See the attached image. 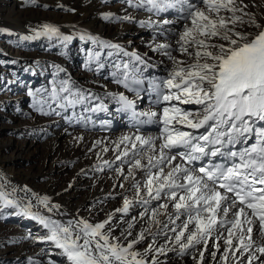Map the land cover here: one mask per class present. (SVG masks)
<instances>
[{
    "label": "bare ground",
    "instance_id": "obj_1",
    "mask_svg": "<svg viewBox=\"0 0 264 264\" xmlns=\"http://www.w3.org/2000/svg\"><path fill=\"white\" fill-rule=\"evenodd\" d=\"M106 1L109 0H0V264H70L62 250L47 239L50 229L40 218L50 222V226L71 227L79 233L77 225L81 221L95 226L109 221V217L110 222L102 231L110 230L111 243L126 247L143 232L144 239L135 243L131 251L144 254L149 247L166 250L149 251L143 256L148 264L152 261L223 264L226 245L223 238L217 241L218 233L209 238L206 249L202 243L184 250L175 242L174 237L182 230L186 216L175 219L172 202L163 194L161 200L169 204L168 209L157 218L156 231L147 225L152 220L150 202L154 200L144 187L148 179L147 161H142L145 168L127 169V163L134 159L132 151L125 157L124 145H120V152L115 148L126 135L159 137L154 141L158 148L163 128L135 134L133 129L120 126L113 134L102 136L70 127L75 113L92 111L99 105L98 111H92L94 119L99 111L114 107L112 104L119 96L125 97L126 93L113 83L116 78L110 77L122 74L127 68L125 65L134 72L156 71L168 77L174 65L164 55L165 51L185 61L182 66L192 62L190 57L176 51L180 46L178 34L185 22L176 20L175 9L159 12L161 17H156L146 0L142 6H137L141 0H121L113 7L105 6ZM191 2L199 4V0ZM237 4L243 8L237 15L247 20L244 13H248L264 24V0H243V3L237 0ZM222 14L231 16V13ZM164 19L172 23H161ZM46 25L56 28L57 32L47 31ZM236 31L255 34L257 29L237 24ZM151 32L159 34L158 38H150ZM164 35L169 39L164 40ZM163 44H169L170 48H161ZM135 56L140 59H132ZM79 58L84 59L83 63ZM11 93L14 94L10 98ZM27 95H31L30 110L21 108ZM131 101L140 100L132 98ZM171 105L189 111L200 108L173 100L144 112L162 116V109ZM96 141L101 143L97 145ZM118 155L122 157L119 160ZM117 163L119 167L114 169ZM178 163L181 161L177 159L173 166ZM119 169L123 173L131 169L138 175L133 178L127 173L126 191L118 185ZM169 170L165 167V173ZM151 171L155 173L157 169ZM136 184L139 193L134 187ZM120 197L123 201L118 206ZM126 199L131 203L124 212L121 210ZM9 200L11 204L7 203ZM145 200L148 202L144 203ZM192 227L189 225V230ZM217 228L224 232L219 225ZM253 238L257 239L255 228ZM146 241L148 244L144 247ZM173 250L182 253V257L170 256ZM255 254L259 259L252 264H261L264 255ZM249 255L235 253L240 264H247ZM227 264H235L232 253Z\"/></svg>",
    "mask_w": 264,
    "mask_h": 264
},
{
    "label": "snow or ice",
    "instance_id": "obj_2",
    "mask_svg": "<svg viewBox=\"0 0 264 264\" xmlns=\"http://www.w3.org/2000/svg\"><path fill=\"white\" fill-rule=\"evenodd\" d=\"M144 2L141 0L137 6H142ZM240 2L243 3V0ZM146 3L151 6L150 11L159 13L175 9L179 13L177 20L182 19L185 23L183 31L178 34L177 43L180 46L176 51L192 60L187 66H182L185 61L178 60L170 51L164 52L174 67L162 82L163 87L169 90L168 94H163L160 83L150 85L152 90L157 91V103L175 100L181 105H199L200 108L189 111L176 105L164 107L159 121L163 125V139L158 148L154 141L159 137L126 135L116 144L115 150L120 152V145H124L122 155L125 157L132 151L131 169L145 168L142 161L146 160L148 179L144 187L147 195L159 201L163 194L172 202L175 219H179L180 215L186 216L182 230L174 237L182 249L202 243L206 249L209 238L218 233L217 241L223 238L226 245L223 264H227L229 253L233 254L235 264H240L235 257L237 252L242 255L251 253L247 264H252L253 260L259 259L255 253L264 255V24L258 23L248 13H244L248 16L247 20L237 15L243 12L237 0H199V4L191 0H146ZM222 13H231V16ZM161 23L172 21L164 19ZM237 24H248L257 31L255 34L236 31ZM45 27L49 32H57L54 27ZM160 47L168 49L170 45ZM120 82L128 87L127 75ZM134 83L142 81L135 80ZM120 100L125 101L128 107H134L123 95ZM139 115L151 119L158 113ZM176 125L193 130L205 128V132L197 135ZM253 137L254 142L241 150L228 148V151H223L229 145H246ZM100 143L96 141L97 145ZM173 149L184 151L173 152ZM103 151H108V148ZM218 155L225 160L224 164L209 161L199 167H188L184 163L173 166L177 158L192 165L194 161ZM121 158L117 156L118 160ZM228 161H231L230 165ZM165 167L170 169L166 173ZM152 168L157 171L153 173ZM131 169L128 175L134 178ZM119 171L124 174L122 169ZM134 187L139 193V185ZM42 202L46 203V198ZM130 203L126 199L121 211L127 212ZM158 207L167 210L169 204L162 203ZM22 211L29 214L27 209ZM158 214V210L152 211V221L158 223ZM168 216L174 222L173 216ZM110 219L95 226L81 221L77 225L79 233L71 227L50 226V222L43 218L40 222L50 229L47 239L62 250L70 264H148L143 256L149 251H166L163 247H149L144 254L131 251L135 243L144 239L143 232L138 240L126 247L111 243L110 230L108 233L102 231ZM189 225L193 226L192 230H189ZM217 225L224 232H220ZM254 228L257 239L253 238ZM215 247L219 249L218 242ZM200 257L202 260L203 251Z\"/></svg>",
    "mask_w": 264,
    "mask_h": 264
},
{
    "label": "rangeland",
    "instance_id": "obj_3",
    "mask_svg": "<svg viewBox=\"0 0 264 264\" xmlns=\"http://www.w3.org/2000/svg\"><path fill=\"white\" fill-rule=\"evenodd\" d=\"M119 1H121V0H109V1H106L105 2V6H110V7H113V5L115 6V5H117L118 3H119ZM147 32V31H146ZM154 32H151L148 36L150 37V38H152V39H157L158 38V36H159V34H153ZM153 35V36H152ZM154 37V38H153ZM162 38L164 39V40H168L169 38H168V36H162ZM85 54L83 55L84 57H86L85 55H87L86 53V50H85V52H84ZM81 56V54L79 55V57ZM135 57H137V56H135ZM135 57H132V59H135ZM82 60H84V59H82V58H79V62L80 63H83V61ZM93 68V67H92ZM91 69V68H90ZM89 69V72L91 71ZM91 73V72H90ZM28 85V84H27ZM13 94L14 93H11V96L9 95L8 97H12L13 96ZM31 95H27V96H24V101H23V103L21 104V108H27V107H29V103H30V100H31V97H30ZM28 110H30V107H29V109ZM40 110V109H39ZM54 115V114H53ZM134 133L135 134H139L138 132H136V131H134ZM113 134V133H112ZM102 136H104V135H102ZM133 161V160H132ZM131 161V162H132ZM131 162H129V163H127V165H126V167H127V169H128V167H131ZM117 167H119V165H118V163L115 165V167H114V169H116ZM127 173H128V170H126V171H124V174L123 175H119V177L120 178H118V185H123V187H124V189H125V191H126V189H127V185H125V183H126V181H127ZM61 176V175H60ZM66 176H69V173H67L66 174ZM138 176V175H137ZM137 176H135L134 175V177H137ZM61 177H64L63 175L61 176ZM136 179V178H135ZM125 185V186H124ZM123 187H121V188H123ZM122 201H123V198L122 197H120L118 200H117V205L118 206H121V203H122ZM153 202V203H152ZM152 202H150V207H151V209H152V211L153 210H158V215H157V217H156V220H157V218L164 212V209L163 208H159L158 206L160 205V204H162L163 202H162V200L160 199L159 201H157V200H153ZM147 225H149L150 226V228L151 229H153L154 228V230L156 231L157 230V224H156V222L155 221H149V222H147ZM142 244H143V241L141 242ZM140 243V244H141ZM147 244H148V242L146 241L145 243H144V247H146L147 246ZM182 253H180L179 251H177V250H173V251H170V253H169V255L170 256H172L173 255V257L175 258V259H178L179 257H182V255H181ZM173 263H175V262H173ZM172 263V264H173Z\"/></svg>",
    "mask_w": 264,
    "mask_h": 264
}]
</instances>
